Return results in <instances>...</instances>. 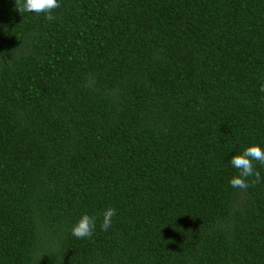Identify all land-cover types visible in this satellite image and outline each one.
Returning a JSON list of instances; mask_svg holds the SVG:
<instances>
[{
  "label": "trees",
  "instance_id": "1",
  "mask_svg": "<svg viewBox=\"0 0 264 264\" xmlns=\"http://www.w3.org/2000/svg\"><path fill=\"white\" fill-rule=\"evenodd\" d=\"M58 2L0 0V264H264V165L229 184L264 148V0Z\"/></svg>",
  "mask_w": 264,
  "mask_h": 264
},
{
  "label": "clouds",
  "instance_id": "2",
  "mask_svg": "<svg viewBox=\"0 0 264 264\" xmlns=\"http://www.w3.org/2000/svg\"><path fill=\"white\" fill-rule=\"evenodd\" d=\"M17 11L19 13H44L45 19L54 20L53 10L60 7L58 0H15ZM260 91L264 92V84L261 85ZM258 162L264 165V148L257 144L246 147L242 153L235 154L230 159V164L237 169L238 175L233 176L229 180V184L233 188L247 189L249 187L248 178L255 177L251 181L255 185L261 181L260 172L255 170L254 163ZM117 214L114 207L106 208L102 213V221L100 228L107 231L112 227V220ZM96 217L87 213L83 214L80 219L72 226L71 234L77 239L91 238L96 228Z\"/></svg>",
  "mask_w": 264,
  "mask_h": 264
}]
</instances>
